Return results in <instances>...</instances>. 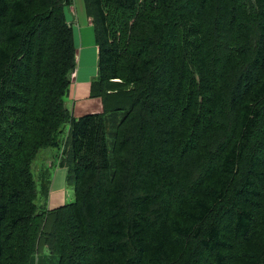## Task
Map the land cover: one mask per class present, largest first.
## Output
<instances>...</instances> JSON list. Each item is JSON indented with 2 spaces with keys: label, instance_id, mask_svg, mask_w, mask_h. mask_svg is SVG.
I'll list each match as a JSON object with an SVG mask.
<instances>
[{
  "label": "trees",
  "instance_id": "1",
  "mask_svg": "<svg viewBox=\"0 0 264 264\" xmlns=\"http://www.w3.org/2000/svg\"><path fill=\"white\" fill-rule=\"evenodd\" d=\"M85 2L102 111L75 118L72 0H0V264H264V0Z\"/></svg>",
  "mask_w": 264,
  "mask_h": 264
},
{
  "label": "crops",
  "instance_id": "2",
  "mask_svg": "<svg viewBox=\"0 0 264 264\" xmlns=\"http://www.w3.org/2000/svg\"><path fill=\"white\" fill-rule=\"evenodd\" d=\"M69 17L67 18V20ZM73 28V42L76 49L77 66L70 80L68 92L64 96V104L70 110L73 117H82L87 114L99 113L102 111V102L98 98L90 97L92 80L97 75V47L95 42L94 29L86 16H78L76 25ZM58 168V167H57ZM65 172L58 168L59 172ZM55 183V182H54ZM54 185H52L53 191ZM51 191V197L52 196ZM52 199L50 201L52 202ZM57 204H59L57 202ZM55 205H50L53 207Z\"/></svg>",
  "mask_w": 264,
  "mask_h": 264
},
{
  "label": "rangeland",
  "instance_id": "3",
  "mask_svg": "<svg viewBox=\"0 0 264 264\" xmlns=\"http://www.w3.org/2000/svg\"><path fill=\"white\" fill-rule=\"evenodd\" d=\"M88 8L89 6L87 2H85V0H72L71 6L64 8V16H66V18L69 17L68 22H71L72 27H73L76 25L78 16H86L88 20L90 21L89 15H88L90 14V12L88 11ZM91 26H92V23H91ZM92 28L94 29L93 26ZM75 52H76V49H75ZM76 66H77V59H76ZM71 77H72V74L70 76V80H71ZM64 100L65 99L63 98V101ZM75 118H79V117H75ZM67 130H68V126L65 125L63 127V132H61L62 141L65 139L67 135ZM59 155H60V151L58 149H55V148L43 149L37 154L36 158L32 162L31 168H32L35 185H36V190L38 192V197L35 203L42 205V208H44V210H47L48 208L50 210H53L64 204L71 203L73 201L72 187L70 184H65L66 183L65 182L66 172L61 171L59 172L58 175H56V171L58 170L56 165L59 159ZM44 171L49 172L48 174L50 176V181H51L49 194L46 200L44 198H41L40 196V181H41V176H42L41 172H44ZM52 185H54L53 191H52ZM51 191H52L53 197L50 196ZM51 198H53L52 202L50 201ZM57 202L59 204H57ZM50 205H55V206L49 207ZM35 255L44 257L46 262L52 260L51 256H48V255L44 256V254L40 252ZM37 262H39L38 257H36V263Z\"/></svg>",
  "mask_w": 264,
  "mask_h": 264
}]
</instances>
